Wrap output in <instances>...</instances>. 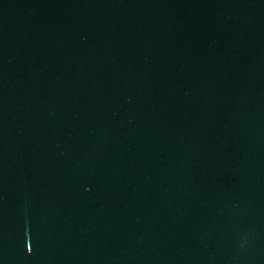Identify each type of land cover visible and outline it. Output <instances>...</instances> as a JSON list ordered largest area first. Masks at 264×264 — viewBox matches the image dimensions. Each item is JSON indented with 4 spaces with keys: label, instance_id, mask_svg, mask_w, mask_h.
Segmentation results:
<instances>
[{
    "label": "water",
    "instance_id": "obj_1",
    "mask_svg": "<svg viewBox=\"0 0 264 264\" xmlns=\"http://www.w3.org/2000/svg\"><path fill=\"white\" fill-rule=\"evenodd\" d=\"M0 264H264V0H0Z\"/></svg>",
    "mask_w": 264,
    "mask_h": 264
}]
</instances>
